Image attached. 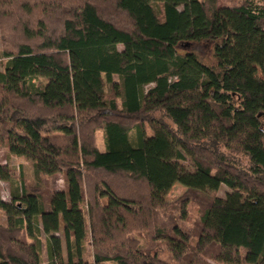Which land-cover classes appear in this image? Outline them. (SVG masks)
<instances>
[{"label":"trees","instance_id":"1","mask_svg":"<svg viewBox=\"0 0 264 264\" xmlns=\"http://www.w3.org/2000/svg\"><path fill=\"white\" fill-rule=\"evenodd\" d=\"M76 1L35 21L41 1L0 0V29L19 35L0 53V146L66 183L47 204L23 185L0 196V264H89L85 185L94 264H173L143 255L130 218L175 264H264V0H110L127 28L104 15L107 0ZM203 42L213 65L187 48ZM117 177L146 193H119ZM176 184L188 189L181 218L192 196L205 199L196 232L166 219ZM222 186L230 192L211 198Z\"/></svg>","mask_w":264,"mask_h":264},{"label":"rangeland","instance_id":"2","mask_svg":"<svg viewBox=\"0 0 264 264\" xmlns=\"http://www.w3.org/2000/svg\"><path fill=\"white\" fill-rule=\"evenodd\" d=\"M35 0H32V3H34ZM40 3L42 5L37 6L34 9L35 16H32V20H38L41 18L51 16V18H54L56 13H59L62 8H72L77 5L76 0H68V2L61 4V2H64V0H44L46 3L44 4L42 0ZM104 0H98L100 4H103ZM221 4H231L236 5L240 3V0H220ZM104 7V15L108 17L109 19L113 20L118 26L122 28H127L130 25V21L127 19V17L117 11L114 10V8L111 5V1L107 0ZM53 25V23H52ZM51 27V26H50ZM52 28V27H51ZM55 30V29H54ZM19 39V35L11 32L10 34L4 30L0 29V53L4 50L12 49L14 47L15 42ZM120 50L122 49V46L119 47ZM186 48V47H184ZM189 50L193 51L204 63L208 65L215 64L214 56H213V46L210 43H197V44H191L187 47ZM6 59L2 58L0 55V71L4 70V66L6 63ZM247 72L251 75L255 76H262V72L256 65H250L247 68ZM118 104L121 107V101L118 100ZM136 123H133L132 125H135ZM148 133H151V131L148 129ZM96 144H98L101 148H103V132L100 130H97L96 132ZM239 160L242 163H246V159L243 157H240ZM0 165L7 166L9 170L11 171V178L12 181H2L0 183V196L1 198L6 201H11V192L12 189H15L16 187H21L23 185L28 192H31L35 195H41L43 198V202L47 204L49 201L50 196L57 190H63L66 186L64 173H59L53 176H36L33 163L30 160H27L24 157H18L11 155L7 149L6 146H0ZM186 166H189V163H187ZM100 177H103L100 175ZM114 186L116 187V190L119 191V193L123 195H135L138 196L142 194V191L146 193V187L144 186V183H134L133 181H129L127 179H124L123 177H117L113 181ZM86 191V197L85 201L83 203V209L86 214V223H87V239L85 242V254L84 259L89 264H94V256H95V247L93 246L92 242V220L90 219L89 215V208L88 204L90 202V193L89 188L87 185L84 186ZM230 190L226 186H222L221 189L218 192H211L210 197H221L224 198L227 193H229ZM188 194V189L180 184H176L170 193L167 196V200L169 204L173 205L174 211H170L168 214H166V219L170 218L168 216L173 215L174 219L177 223L182 227L183 230L186 232H196L199 227V220L202 216L201 207L198 204L200 201H203V196H192V202L189 203L187 206V216L183 219L182 214H180V210L183 207L180 202L186 197ZM188 196V195H187ZM205 200V199H204ZM36 208V206H34ZM180 209V210H179ZM168 215V216H167ZM131 220L135 218H130ZM130 220V226L134 227L135 229H131L130 233L131 236L136 239L139 242V248L146 257L152 258L157 256L160 260L166 261L168 263L175 264L174 255L170 252L169 248H166V244L164 242H154L153 236H152V228L150 229V232L141 229L142 227L138 224V222L135 219L134 221ZM0 222L2 225L7 226V217L5 212L0 211ZM130 227V228H131ZM42 260L44 263H47L48 261V250H47V237L42 236ZM113 242L101 244V246L104 248V250L108 249L110 245ZM63 252L64 256L66 255V247L65 243H63ZM207 264H222V263H216L214 261L207 260ZM111 264V263H106Z\"/></svg>","mask_w":264,"mask_h":264},{"label":"crops","instance_id":"3","mask_svg":"<svg viewBox=\"0 0 264 264\" xmlns=\"http://www.w3.org/2000/svg\"><path fill=\"white\" fill-rule=\"evenodd\" d=\"M227 5H231V4H227Z\"/></svg>","mask_w":264,"mask_h":264}]
</instances>
